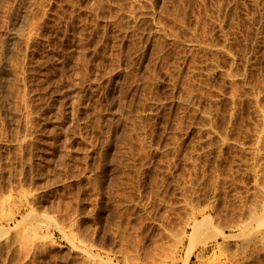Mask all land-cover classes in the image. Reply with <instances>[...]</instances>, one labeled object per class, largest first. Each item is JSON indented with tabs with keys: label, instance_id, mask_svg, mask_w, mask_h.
I'll return each mask as SVG.
<instances>
[{
	"label": "rangeland",
	"instance_id": "rangeland-1",
	"mask_svg": "<svg viewBox=\"0 0 264 264\" xmlns=\"http://www.w3.org/2000/svg\"><path fill=\"white\" fill-rule=\"evenodd\" d=\"M0 264H264V0H0Z\"/></svg>",
	"mask_w": 264,
	"mask_h": 264
},
{
	"label": "bare ground",
	"instance_id": "bare-ground-1",
	"mask_svg": "<svg viewBox=\"0 0 264 264\" xmlns=\"http://www.w3.org/2000/svg\"><path fill=\"white\" fill-rule=\"evenodd\" d=\"M34 215H35V214H34ZM27 218H30V216H28ZM25 219H26V218H25ZM26 220H27V219H26ZM26 220H25V221H26ZM23 221H24V218H23ZM23 221H22V223H24ZM22 223H21V224H22ZM19 224H20V223H19ZM200 227H202V226H201V223H197V224H195V225H194V228H192V229H193V233H196V232H198L199 230H201L202 228H200ZM7 230H8V229H7ZM15 231H16V230H15ZM2 232H4V231H2ZM5 234H6V233H4V235H5ZM2 237H3V236H2ZM3 238H4V237H3ZM3 241H4V240H3Z\"/></svg>",
	"mask_w": 264,
	"mask_h": 264
}]
</instances>
